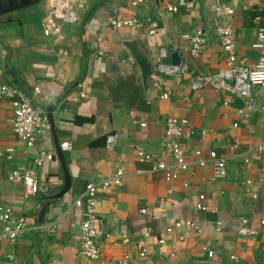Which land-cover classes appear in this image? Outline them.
Here are the masks:
<instances>
[{"label":"crops","instance_id":"crops-1","mask_svg":"<svg viewBox=\"0 0 264 264\" xmlns=\"http://www.w3.org/2000/svg\"><path fill=\"white\" fill-rule=\"evenodd\" d=\"M88 1L87 9L72 6L67 21L56 22V28L43 0L0 18V43L6 51L5 58L0 55V84L22 90L45 114L52 108L58 144L66 141L72 147L63 152L70 189L61 199L48 202V194L63 186L53 137L50 133L28 151L10 128L13 102L0 100V152L14 149L11 160L0 157V203L11 208L14 218L26 217L29 226H44V231L28 230L16 242H0V264H97L79 253L82 210L73 204L87 183H99L116 170L123 173L121 184L97 194L96 214L107 235L99 249L106 264L206 261L203 247L214 252L210 264H264V227L258 222L264 220V152L257 151L264 146V92L254 93L252 106L246 107L245 100L229 91L191 86V77L212 76L225 67L212 30L215 1L187 0L181 5L179 0H148L136 8L130 0ZM218 2L233 10L224 24L232 29L238 62L253 68L264 60V53L252 49L256 28L264 27V0ZM169 7L176 10L169 12ZM111 17L136 19L143 28L112 30ZM199 32L204 44L192 57L184 51L190 43L182 36ZM98 37L103 57L95 55ZM125 42L142 43L152 58L164 50L166 64H171L172 50L180 52L186 74L161 77L170 94L167 100L160 98L165 89L154 86L153 75L143 87L139 68L128 60ZM128 84L137 87L138 94L131 93ZM119 85L125 89L110 96ZM35 87L40 92L34 96ZM241 109L244 114L238 113ZM171 117L190 124L191 134L181 140L187 160H193L195 150H213L225 159V179L212 181L209 163L193 164L171 183L150 174L151 163L142 162L138 152L154 156L157 162H171L162 152L164 125ZM114 134L118 139L107 149L106 138ZM40 150L55 156L36 168L32 154ZM20 166L36 171L41 188L27 200L22 185L7 177ZM246 180L253 183L249 193L241 186ZM254 193L257 201L250 197ZM199 195L205 197L203 212L195 210ZM142 209L148 211L144 216ZM241 217L252 219L258 231L255 237L237 235L236 221ZM178 220L194 221L200 234L186 229L165 234ZM159 238L164 239L162 246ZM125 239L128 244H123ZM138 244L146 258L139 256ZM231 255L237 263L229 259Z\"/></svg>","mask_w":264,"mask_h":264},{"label":"built area","instance_id":"built-area-1","mask_svg":"<svg viewBox=\"0 0 264 264\" xmlns=\"http://www.w3.org/2000/svg\"><path fill=\"white\" fill-rule=\"evenodd\" d=\"M46 5V12L51 19L53 27L56 28V22H66L67 15L70 12L72 6L76 5L80 8L87 9L89 6L88 0H43ZM199 0H191V2H198ZM214 15L216 17V24L212 28L214 35L220 45L224 59L225 67L222 68L217 74L212 76L195 75L191 77V86L193 90H199L204 87H210L216 92L229 91L238 98L245 100L246 107L252 106L253 94L264 92V60H260L253 68L247 67L237 60L236 43L234 40L231 27L224 24V20L233 15V10L221 5L218 0H214ZM148 0H130V6L136 8L140 5L146 4ZM181 5H186L187 0H179ZM169 12H174V7L167 8ZM258 22V18L254 20ZM108 25L112 30H119L123 28H130L133 30H140L143 28V24L136 19H121L118 17H111L108 20ZM256 40L252 44V49L259 53H264V27H257ZM149 35H153L154 31H150ZM203 33L199 32L195 36L184 35L182 39L190 43L189 47L184 51L189 52L192 57H197L202 45L204 44ZM102 43L101 37H98L95 41L96 57H103L104 52L99 48ZM0 55L5 58L6 51L0 43ZM166 53L164 50H160L153 57L154 71L153 78L156 79L154 86L162 87L165 91L161 94L162 100L169 98V92L166 91V83L161 78L164 76H179L186 74V66L181 65L174 66L172 64H166L164 58ZM128 60L133 62V58L129 57ZM232 82L233 86L228 83ZM39 88L33 89V95L39 94ZM0 100H10L14 104V108L11 112L10 124L14 136L22 142L26 149L30 151L36 144L45 138H48L51 131L49 123L46 118V114L43 109L34 105L32 98L28 97L25 92L6 84H0ZM239 114H244V110H239ZM189 122L185 119L168 118L165 127V139L162 144V152L168 156L170 163L164 161H156L154 156L146 154L142 151L138 152V157L142 162L151 163V175H159L166 183H171L178 180L181 174L187 172L193 164L196 166L211 165L210 178L212 181H220L226 177V162L225 159L218 156L215 151L210 150L203 153L201 150L193 151V160H187L184 150L181 146V140L187 138L190 132ZM118 139V135H110L106 138V147L111 149ZM59 148L62 152L70 151L72 149L69 142L59 143ZM258 153L264 152V146H258ZM14 149L8 148L4 152H0V157L11 160L13 157ZM55 155L44 150H40L32 154L33 164L36 168H41L46 162L52 161ZM121 170H116L115 173L110 174L108 178H105L99 183L90 182L87 183L83 191L74 201V207L82 210V222L80 223L79 232V253L84 258L96 262L97 264H106L102 253L99 249L100 240L107 235L104 232V224L102 220L96 214L97 206V194L100 190L108 189L111 187H117L121 184L123 178ZM8 180L13 183H19L23 188V198L29 199L36 196L40 191V185L37 178L36 171L34 169H27L23 166L11 171L7 175ZM253 183L250 180L244 181L241 186L246 193H249V189ZM186 186V184L184 185ZM44 192L47 193L45 190ZM43 192V193H44ZM253 201H257L258 197L254 193L251 196ZM204 195H199L195 203V210L203 212L206 210L204 204ZM146 209L140 210V214L144 216L147 214ZM236 233L242 238H253L257 235L258 231L253 225L252 219L241 217L237 221ZM259 226L264 227V220H258ZM220 226V223H218ZM33 229L35 231H44V226L35 225L29 226L28 219L26 217L14 218L11 208L7 205L0 203V242L9 241L16 242L24 236V234ZM186 229L193 231L196 234H200V226L194 221H182L178 220L173 222L171 226H168L165 230V234H171L173 231ZM179 239L182 241L183 236ZM129 240L125 239L123 244H128ZM164 239L159 238L158 245L162 246ZM137 247L140 249L139 256L146 258V251L141 244ZM202 251L206 254V261L189 262L187 264H210L209 260L214 257V252L208 247H203ZM158 255L161 254L160 249L157 250ZM229 259L233 263L238 262V258L235 255H231ZM9 264V263H7Z\"/></svg>","mask_w":264,"mask_h":264},{"label":"water","instance_id":"water-1","mask_svg":"<svg viewBox=\"0 0 264 264\" xmlns=\"http://www.w3.org/2000/svg\"><path fill=\"white\" fill-rule=\"evenodd\" d=\"M13 1V0H11ZM40 0H21L19 3H17L15 6L9 5L6 8H0V17L8 15L13 12L20 11L22 9H25L31 5H34L38 3ZM10 2V0H9ZM125 49L128 51L130 56L133 58L135 64L140 70V75H141V81L142 85L144 88H146V84L149 77L153 75L154 71V60L151 57V55L147 52L145 49L144 45L142 43L138 42H125L123 44ZM170 60L171 64L174 66L181 65V54L177 50H172L170 52ZM230 86H233L232 82L228 83ZM52 108H49L47 110L46 118L49 123V128L51 131V135L54 140V147H55V153L58 161L60 162L61 169L63 172V186L60 191L58 192H50L48 196L45 198L46 201L51 202L55 200L61 199L70 189V176L66 167L65 159H64V154L59 148V144L56 138L55 134V129L53 128L54 123L52 119ZM48 206V205H47Z\"/></svg>","mask_w":264,"mask_h":264},{"label":"flooded vegetation","instance_id":"flooded-vegetation-1","mask_svg":"<svg viewBox=\"0 0 264 264\" xmlns=\"http://www.w3.org/2000/svg\"><path fill=\"white\" fill-rule=\"evenodd\" d=\"M21 0H13L9 2V0H0V8H6L8 7L9 5H12V6H15L17 3H19ZM13 13L9 14V15H12ZM3 18H6L8 17V15H5V16H2ZM0 17V18H2Z\"/></svg>","mask_w":264,"mask_h":264},{"label":"trees","instance_id":"trees-1","mask_svg":"<svg viewBox=\"0 0 264 264\" xmlns=\"http://www.w3.org/2000/svg\"><path fill=\"white\" fill-rule=\"evenodd\" d=\"M124 86H125V85H119L116 89H112V90H110V93H109L110 96L112 95L113 92H115V90L117 91V90H123V89H125ZM128 87H129V89L132 90L131 93H133L134 95L138 94V93H137V92H138L137 87L132 86V85H130V84H128Z\"/></svg>","mask_w":264,"mask_h":264}]
</instances>
